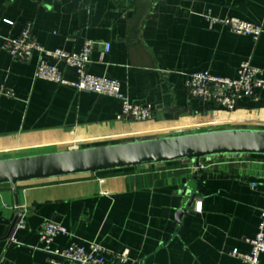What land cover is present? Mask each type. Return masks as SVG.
<instances>
[{"label":"crops","instance_id":"0c3cea01","mask_svg":"<svg viewBox=\"0 0 264 264\" xmlns=\"http://www.w3.org/2000/svg\"><path fill=\"white\" fill-rule=\"evenodd\" d=\"M227 18L264 29V0H0V89L14 92L0 100V160L188 132L264 130V87L233 112L191 98L186 88L198 71L234 79L247 60L264 72V32L255 41L210 22ZM28 23L48 50L78 52L92 41L89 73L119 81L131 102L154 107L153 119L118 121L119 100L36 79L38 54L21 62L3 48ZM51 63L77 80L74 69ZM207 162L199 172L174 162L27 182L18 198L1 185L0 264H51L40 240L46 222L67 230L53 249L96 243L129 250L142 264H244L231 253L249 254L248 241L264 225V157ZM20 204L27 227L12 242Z\"/></svg>","mask_w":264,"mask_h":264},{"label":"built area","instance_id":"2783aa9c","mask_svg":"<svg viewBox=\"0 0 264 264\" xmlns=\"http://www.w3.org/2000/svg\"><path fill=\"white\" fill-rule=\"evenodd\" d=\"M212 24H222L228 27L234 34L251 37L259 40L264 29L262 25L249 23L238 18L223 20L210 19ZM13 24L12 22H7ZM93 42L87 41L78 52H67L61 49L48 50L37 42L32 33V25L26 24L19 35L4 38L3 48L14 59L21 62L30 61L35 54L39 55L35 78L52 82L58 85H66L75 88L79 92L93 93L117 99L121 102V111L117 115L118 121L146 122L154 117V107L150 104H138L130 101L122 92L121 83L105 77L95 76L88 71L90 57L93 51ZM110 44L105 45V53H109ZM51 61L63 63L75 70L76 81H69L56 64ZM264 87V72L254 67L249 60L241 63L236 78L220 77L208 71L193 72L187 76L186 88L191 98L209 101L215 105L233 112L244 98H254L257 91ZM2 97H14L10 89H0ZM77 149V148H76ZM209 167L208 162L193 163L192 169L196 172L204 171ZM16 220L10 231V241L16 242V235L27 227L28 209L25 205L14 207ZM196 212L202 211L201 203H198ZM264 216V215H263ZM64 226L46 222L40 232V240L43 251L49 254L51 264H142L130 257V251L114 253L105 247L91 243L89 248L71 245L58 250L53 249L54 240L60 235H66ZM251 245L249 254H242L235 250L231 254L240 259L244 264H260V258L264 255V225H260V231L254 239L248 241Z\"/></svg>","mask_w":264,"mask_h":264},{"label":"water","instance_id":"95a60500","mask_svg":"<svg viewBox=\"0 0 264 264\" xmlns=\"http://www.w3.org/2000/svg\"><path fill=\"white\" fill-rule=\"evenodd\" d=\"M264 157L263 129H218L0 160V186L219 157ZM193 205V200L189 207Z\"/></svg>","mask_w":264,"mask_h":264},{"label":"trees","instance_id":"16d2710c","mask_svg":"<svg viewBox=\"0 0 264 264\" xmlns=\"http://www.w3.org/2000/svg\"><path fill=\"white\" fill-rule=\"evenodd\" d=\"M132 169V168H131ZM111 172V171H110ZM102 173H106V172H102Z\"/></svg>","mask_w":264,"mask_h":264}]
</instances>
